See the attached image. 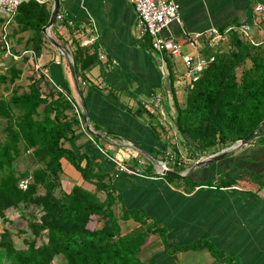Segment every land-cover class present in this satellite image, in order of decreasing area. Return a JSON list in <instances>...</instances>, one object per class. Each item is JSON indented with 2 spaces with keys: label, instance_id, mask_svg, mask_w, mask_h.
Here are the masks:
<instances>
[{
  "label": "trees",
  "instance_id": "1",
  "mask_svg": "<svg viewBox=\"0 0 264 264\" xmlns=\"http://www.w3.org/2000/svg\"><path fill=\"white\" fill-rule=\"evenodd\" d=\"M248 3L252 9L257 3L264 6V0H248ZM50 13L51 5L34 0L18 7L8 35L13 46L16 43V53L32 49L37 57L41 55L49 42L41 29ZM258 16L255 14V19ZM241 22L252 24L255 43L232 31L229 40L221 46L227 48L216 50L214 60L202 70L192 87L187 86L183 103L175 96L171 56L163 55L173 97L170 118L180 144L196 160L229 148L257 130L248 145L185 177L173 176L187 183L186 192L214 187L246 195L250 191L257 194L253 190L264 193V36L259 35L264 29V10L257 22L234 20L227 25ZM62 24L69 26L65 21ZM25 32H29L26 39L22 35ZM21 43L23 47L17 48ZM72 44V53L68 48L66 51L72 55L82 92V85L86 84L83 73L94 63L95 56L79 43ZM4 52L0 43V56ZM27 59L23 57L22 63H18L11 57L9 63L0 65V222L3 224L0 252L6 260L2 264H51L59 255L64 257L65 264H155L160 255L172 257L181 251L197 249L207 250L220 264H241L237 256L223 251L210 238L198 235L182 243L181 238H176L178 234H174L176 230L158 220L153 206L143 204L147 199L152 203L156 200L150 198L155 193H145L144 187L149 185L142 183V179L156 176L169 182L166 178L171 175L138 176L115 170L118 180L129 177L128 184L144 194L141 204L127 205L124 189L113 179V163L72 147L82 126L66 97L52 89L42 95V75L34 69L26 89L17 84ZM151 128L158 136L157 127L152 124ZM168 147L169 144L161 141L157 152L164 153ZM23 157L28 158L31 167L19 171L16 164ZM62 159L80 173L82 183L92 184L93 189L81 183L73 184L68 191L61 184L58 186L63 173ZM192 165H179V172ZM28 176L31 178L23 190L20 181ZM30 205L36 206L38 212L27 216L23 208ZM161 208L159 204L157 209ZM14 213L25 225L15 233L30 234L22 239V246L14 244L15 233L5 226L13 222L10 215ZM129 220L135 225L123 232L120 222ZM150 236L160 239L162 249L158 252L161 253L143 259L141 253L151 243L147 242Z\"/></svg>",
  "mask_w": 264,
  "mask_h": 264
},
{
  "label": "crops",
  "instance_id": "2",
  "mask_svg": "<svg viewBox=\"0 0 264 264\" xmlns=\"http://www.w3.org/2000/svg\"><path fill=\"white\" fill-rule=\"evenodd\" d=\"M175 1L180 4L181 23L173 22L163 31V35L177 41L181 53L195 52L183 39V32L193 33L206 30L210 26L222 27L234 20L252 21L255 18L253 9L248 6V0ZM59 10L67 18L72 19L73 25L54 23L49 30L50 35L65 50L70 49L71 53L74 47L72 42L81 44L89 40L90 43L82 48L88 54L95 56L94 63L83 73L86 84L82 85L81 94L85 107L76 94L68 60L50 42L46 43L43 52L36 60L27 59L22 64V74L17 84L22 86L21 89H26L33 68L38 71L37 65L46 67L54 83L69 92L79 111L81 113L87 111L90 129L106 136L96 139L83 123L82 130L72 143V147L78 152L86 151L94 155L93 157L97 156L113 163V173L116 170L114 159L121 160L125 164L127 162L125 157L140 162L146 160L144 155L141 156L139 153L134 155L129 149L123 151L124 154L120 157L119 153L112 155L113 151L119 152L117 144L129 146L122 143H131V141L138 143L143 149L153 153L157 157L156 160L164 162L160 160L161 154L157 152L162 141L159 131L157 129V136L151 128L154 123L151 120H141L140 108L145 109L141 106V102L146 101L145 98L151 100L154 94H160L165 108L170 111L173 108V97L169 91L166 65L164 74L160 71L161 55L151 48L148 37L138 35L135 27L136 13L132 4L127 0H59ZM22 35L26 39L29 32ZM22 45L23 43L17 45V48H22ZM14 47H16L15 42ZM205 49L207 48L201 49L199 53L202 55ZM68 54L72 59V55ZM100 55L104 57L100 59ZM178 58L180 56L171 57V67L175 79V96L179 101V93L183 90L180 84L185 79L181 78L180 83L176 80L184 77L185 72L182 73L180 70ZM28 67L32 69L25 75L24 69ZM77 78L79 83L80 78ZM100 147L104 149L105 154L100 151ZM61 162L62 176L66 178V181L62 180L66 183L64 190L68 191L73 185L69 177L86 187L85 183H82L80 173L65 159ZM128 167L132 171L129 174L141 176L142 173L138 170H133L129 165ZM114 178V181L120 178L117 177L116 172ZM125 178L118 182L125 191L127 205L141 204L139 202L144 201V194L140 190L136 191L134 185L128 184L129 177ZM141 182L149 185L144 187L145 193L150 194L148 191L155 193L154 197L150 195V198L156 200L152 203L147 199L143 204L146 207L153 206L152 211L156 213L158 220L168 223L173 230H176L174 234H178L176 238H181L182 243H187L188 239L200 235L210 238L223 251L237 256L241 264H264V193L262 191H256L257 194L250 191L246 195L233 189L217 190L214 187H203L186 192L185 188L175 187L162 177L156 176L143 178ZM194 198L201 209L200 217H194L197 213L187 217L173 213L172 208L175 206L178 208L184 202L179 210L182 208L189 210L192 203L188 205V201ZM158 203L161 209H157ZM192 251H181L172 257L160 255L156 258L155 264H178L177 257L187 260L191 258ZM204 253V259L200 261L181 264H220L207 250Z\"/></svg>",
  "mask_w": 264,
  "mask_h": 264
},
{
  "label": "built area",
  "instance_id": "3",
  "mask_svg": "<svg viewBox=\"0 0 264 264\" xmlns=\"http://www.w3.org/2000/svg\"><path fill=\"white\" fill-rule=\"evenodd\" d=\"M30 0H0V43L5 49L4 55L7 57H13L14 59H20L27 57L31 60H36L37 56L32 49H23L15 52L13 43L8 38L10 33V25L14 21V16L17 13L18 7ZM39 4H49L51 8L53 6V0H34ZM132 4L135 13L136 21L135 27L137 29L139 37H148L150 39L151 48L161 55L160 71L164 74L165 61L163 55L167 54L171 57L180 56L186 71L184 77H179L176 81L180 83V79H185L186 86L192 87L193 83L198 79L202 70L214 60V53L205 57L199 53L203 48L218 50L224 43L230 38L232 31H237L245 40L250 43H255L252 24L249 22H241L240 24L226 25L225 27L210 26L206 30L197 31L193 33L183 32V39L195 50V52L181 53L180 44L163 35V31L167 29L173 22L181 23L180 17V4L175 0H127ZM254 13L260 15L264 6L261 3H257L254 8ZM3 19V20H1ZM67 22L68 25H73V21L67 18L59 9L56 12L54 23ZM90 41L86 40L81 42V46H86ZM104 56L100 55V59ZM164 63V65H163ZM36 69L41 73L42 80L40 82L42 95L47 94L52 89L57 94H63L67 101L71 105L72 111L78 117L83 125V112L79 111L76 104H74L71 96L62 87L54 83L51 79L48 69L46 67L36 66ZM84 84V82H82ZM163 98L160 94H154L150 102H141V106L147 111L156 114L160 120L171 121V111H168L163 102ZM173 126V124H171ZM100 151L104 152V149L100 147ZM114 159V158H112ZM115 168L117 172L132 173L129 167L121 160L114 159ZM166 166V162H162ZM31 176H28L20 181V186L24 190Z\"/></svg>",
  "mask_w": 264,
  "mask_h": 264
},
{
  "label": "rangeland",
  "instance_id": "4",
  "mask_svg": "<svg viewBox=\"0 0 264 264\" xmlns=\"http://www.w3.org/2000/svg\"><path fill=\"white\" fill-rule=\"evenodd\" d=\"M259 20H260V15L256 19L254 18V21H256V22L259 21ZM259 35L260 36H264V29H261L259 31ZM226 46L227 45H224V47H221V48L225 49V48H227ZM214 52L215 51L212 50V49H205V51L202 53V55L205 56V57H208L210 54H212ZM10 58L11 57H7V56H3V55L0 56V65H2L3 63H9ZM17 61L21 63V61H23V58L20 59V60H17ZM178 61H179V65H180V70H182V73H184L186 71V68H185L181 58H178ZM30 69H32V67H28V68L24 69V70H26L25 75L28 74V71ZM25 80L26 79L24 78L23 79V81H24L23 85L24 86L26 84ZM180 88L181 89L183 88V90H182L181 93H179L180 94L179 95V102L183 103L185 95H186V92H187V86H185V80L183 81V83L180 84ZM180 88L178 87V90ZM0 90H1V88H0ZM145 99H146L145 102H150L149 101L150 99H147V98H145ZM140 109H141L140 110V116H141L140 118H141V120L142 121L151 120L154 123V125H156V127H157V129L159 131V134L161 136L162 142H165L166 145L169 144V147L167 149L165 148V152L161 153V156H160V158H161L160 160L166 162L168 168H170L171 170H173L175 172H179V170L181 169L179 167V165L180 166L181 165L189 166L191 164H194L196 161H198L200 159H205L207 157V156H202V157H200V158H198L196 160L195 157H193V155L191 153L186 151L184 149V147L180 144L177 130H176V128L174 126L171 125L172 123H170L169 120H166V121L163 120L162 121L153 112L144 110L143 108H140ZM0 129H1V126H0ZM1 135L2 134H0V137H1ZM105 145L106 144H104V146ZM172 146H174V148ZM117 148L119 149V152L118 151L117 152L113 151L112 155L115 156L117 153H119L118 156L120 157L121 155L124 154V153L122 154V152L123 151L125 152V150H128V149L133 151L134 155H135V153L138 154V152L136 150H134L133 148H130V147L126 146V145L121 146V144H119V145L117 144ZM140 155L142 156V154H140ZM118 156H117V158H118ZM144 157L143 158L146 159V160L143 159L144 162H140V161H136V160L134 161L132 159H129V157H125L126 160H127L126 165L128 164L133 170H138V172H140L142 174L143 173L156 174L157 173L156 170H158L159 168L157 166H155V164L147 156L144 155ZM175 165H177V166H175ZM29 167H31V163L28 161V158H25V157H23L20 160H18V162L16 164V168L19 171H24L25 169H27ZM190 167H187L185 170L189 169ZM69 178L71 179V183H73V184L76 183V180L74 178H71V177H69ZM166 179L170 182L171 185H173L175 187L184 188V185L187 184L183 179L178 178V177L170 176V177H167ZM62 180L66 181V178L64 176H62L61 177V181H60V184H61L62 188L64 189L66 183H63L64 181L62 182ZM85 185H86V187L88 189H91L93 187L92 184H90L88 182H85ZM242 186L247 187L244 184ZM258 188L261 189V187H258ZM256 191L257 190H255L254 192H256ZM257 192H259V191H257ZM195 200H196V198L191 199V200L188 201V205L192 203V206L190 207L189 210L188 209L185 210L183 208H182V210H179L181 208V206L185 203L184 202L178 208H177V206L172 208L173 213L175 215L183 214V216H186V217L191 215L192 213H197L196 215H194V217H200L202 215L201 214V209H200V206L198 204H196ZM23 212L27 216H29V215L33 214L34 212H38V208L36 206H34V205L26 206V207L23 208ZM10 218L13 219L12 220L13 222L11 224L6 223L5 226L8 227V228H12L14 233L17 230L22 229L25 226L23 220L16 213L11 214ZM120 223H121V227H122L123 232H125L128 228L134 227V225H135V223L133 221H131V220H129L127 222H120ZM2 226H3V224L0 222V230L2 229ZM29 235H30L29 232H25V233H22V234L15 233V235L12 237L13 241H14V244L17 245V246H22L23 245L22 239L24 237L29 236ZM147 242H151V243L148 244L147 246H145L144 249L142 250L141 257L143 259L148 258V257H154L155 253L158 252V249L159 250L162 249V244L160 242V239L155 238L154 236H150V238L148 239ZM155 251H157V252H155ZM192 252L193 253H192L191 258H188L187 260H182V259L177 257V259H176L177 263L181 264V263H186L188 261L191 262V261H195V260L200 261V260L204 259V254H205L204 252H206V250L202 251V250L197 249V250H193ZM2 256L3 255L0 252V264H2L3 260L6 261L5 258L3 259ZM65 263H66V261H65L64 257L59 255V256H56L53 259L51 264H65Z\"/></svg>",
  "mask_w": 264,
  "mask_h": 264
},
{
  "label": "water",
  "instance_id": "5",
  "mask_svg": "<svg viewBox=\"0 0 264 264\" xmlns=\"http://www.w3.org/2000/svg\"><path fill=\"white\" fill-rule=\"evenodd\" d=\"M58 8H59V0H53V6L51 8L49 20L46 23V25H44L42 27L41 30H42V33L46 36L47 40L60 52V54L62 56H64L68 60L70 72H71L73 83H74V87L76 89V94H77L82 106L85 107V101H84L83 96H82L81 91H80L78 78L76 76L73 61L70 58L67 51L49 33L50 28L54 24L55 15H56ZM83 120H84V125H85L86 129L90 132V134H92L93 136L99 137V138L102 137V135H100L99 133H96L95 131L90 129V127L88 125V121H87V111L86 110L83 112ZM256 133H257V130L252 131L250 134H248L246 137H244L243 139L238 141L236 144L230 146L229 148L221 150L220 152L210 154L205 159H200V160L196 161L189 169H187L183 172H175V171L171 170L161 161H158V160L154 159L153 157H151L147 153V151H145L140 145H138L135 142L131 141V143L127 142V143H122V144H127V145H129V147L133 148L138 153L147 156L159 168V173L161 175L185 177L188 174H190L191 172H193L194 170H196L197 168H200L202 166H206L212 162H215V161L219 160L220 158L230 154L231 152H234V151L238 150L239 148H241L245 145H248L250 138L252 136H254ZM57 185L60 186V182H58Z\"/></svg>",
  "mask_w": 264,
  "mask_h": 264
}]
</instances>
